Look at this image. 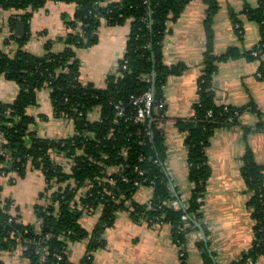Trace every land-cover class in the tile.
Masks as SVG:
<instances>
[{"label":"trees","instance_id":"1","mask_svg":"<svg viewBox=\"0 0 264 264\" xmlns=\"http://www.w3.org/2000/svg\"><path fill=\"white\" fill-rule=\"evenodd\" d=\"M46 1L0 0V8L25 11L21 18L27 22L31 12L43 7ZM191 1L75 0L77 9L66 22L67 32L60 39L65 45L62 52H51L48 43L46 55L30 54L23 49L27 37L16 41L18 50L11 56L0 48V77L13 81L19 88L12 102L0 103V177L14 175L9 179L14 184L32 169L41 174L46 185L39 195L46 204L34 208L40 221L39 230L10 213L13 201L3 198L0 186V264H5L2 252L13 250L17 245H21L22 256L28 264H73L68 256V244L82 240H88V244L78 264H92L93 252L104 246L103 232L114 224L115 213L120 210H126L133 220H143L149 226L169 225L172 241L180 249L190 231L202 232L206 239L199 240L196 246L203 263L213 264L208 233L201 222L202 199L211 175L206 148L213 132L236 126L238 116L246 108L214 104L215 62L237 58L239 53L230 49L224 55H213L211 24L218 0H204L206 51L198 81L200 99L191 117L176 120L179 130L186 132L188 180L192 188L185 205L169 206L170 201H179L180 195L167 174L163 134L157 128L165 121L164 105L158 110L155 107L163 102L167 78L184 70L183 65L164 64L163 43L168 22L176 21ZM241 14L255 22L260 30L259 42L242 56L260 61L259 77L264 78V0H257L255 8L245 4ZM230 18L239 32L237 15L231 12ZM128 20L130 29L125 53L118 63L119 75H109L104 88L82 83L76 51L97 42L96 31L102 21L107 26H122ZM14 39L9 38L4 45ZM44 87L50 90L55 117L73 122V136L41 139L31 129L34 119L28 111L36 105L37 94ZM149 90L154 99L151 120L136 123L132 100ZM118 104L122 108L120 114L116 109ZM95 109H99V119L92 121L89 114ZM58 155L64 159L57 160ZM109 168L117 171L110 174ZM262 170L247 149L242 158L241 176L249 194L247 207L254 223V240L241 260L233 264H256L264 256ZM140 186L153 189L147 204L133 200ZM85 187L78 203L75 196ZM98 207L102 209L101 215L94 229L88 232L79 219L83 213H93ZM182 216L187 217L186 223ZM43 252L45 260H42Z\"/></svg>","mask_w":264,"mask_h":264},{"label":"crops","instance_id":"2","mask_svg":"<svg viewBox=\"0 0 264 264\" xmlns=\"http://www.w3.org/2000/svg\"><path fill=\"white\" fill-rule=\"evenodd\" d=\"M245 4L255 8L257 0H218L211 24L213 55H224L230 49L239 53L237 58L215 62L216 71L212 78L214 104L246 108L238 116L236 126L216 129L206 148L211 175L202 199L201 222L208 233L213 264L239 262L254 240V223L247 207L249 194L241 176L242 158L247 149L252 152L256 164L263 168L264 180V78L259 77L260 61L242 56L259 42L260 30L255 22L241 14ZM76 9L75 0H47L24 22L21 17L25 11L0 8V48L11 56L18 50L16 41L27 37L23 49L30 54L46 55L48 43L51 52H62L65 45L60 39L66 34V22ZM206 10L204 0H192L176 21L168 22L163 43L164 64L168 67L184 66L180 74L167 78L163 87L165 121L157 126L163 134L166 171L172 187L180 195L181 205H185L192 185L188 180L186 132L179 130L176 120L191 117L200 99L198 81L206 51ZM231 12L240 21L239 32L231 21ZM129 29L130 20L122 26H107L104 21L100 23L96 31L97 42L76 51L82 83L104 88L106 78L111 74L117 75ZM11 37L15 39L5 46L4 42ZM18 91L16 83L0 77V103L12 102ZM28 112L34 119L31 129L39 138L59 139L74 135L71 120L55 117L47 87L38 92L36 105ZM89 119L97 121L99 109L91 112ZM63 159L58 157L59 161ZM116 171V168L107 170L110 174ZM10 177L15 176L0 177L3 198L13 201L10 213L20 217L22 223L39 230L40 221L34 214V208L41 200L42 204L46 203L39 196L46 186L44 178L32 169H28L25 177L14 184L9 181ZM81 189V194L86 191V188ZM152 194L151 187L140 186L133 200L147 204ZM101 210L98 207L93 213H83L79 219L82 228L91 232ZM203 235L196 230L190 231L185 236L184 247L180 249L172 241L169 225L157 223L149 226L143 220H133L126 210H120L115 213L114 224L103 232L104 246L93 252L92 264H204L196 246L199 240H203ZM87 244L88 240L68 244L71 263H79ZM22 252L21 245H17L13 250L2 252L1 259L5 264H28ZM256 264H264V256Z\"/></svg>","mask_w":264,"mask_h":264},{"label":"built area","instance_id":"3","mask_svg":"<svg viewBox=\"0 0 264 264\" xmlns=\"http://www.w3.org/2000/svg\"><path fill=\"white\" fill-rule=\"evenodd\" d=\"M66 29H67V26H66ZM118 75L119 74L117 73V76ZM151 80H153V79H151ZM147 82H150V79L147 80ZM132 105H133L134 111H135L134 116H133V120L136 123L144 124L147 121H150L151 120V115H152V112H153V107H154V99H153V93H152V91L149 90V91L143 93L142 95L133 98ZM163 105H164V103L163 102H160L158 105H156L155 110H158V109L163 108ZM116 109H118L119 114L122 113L121 104H118L116 106ZM58 157L62 158L63 156H61V155L56 156V159L57 160H58ZM123 180L126 181L125 178H123ZM135 185H137V184H135ZM81 190H79L78 194L75 196V200L78 203L80 201L81 195H83V193L81 194ZM168 205L171 206V207L178 208L179 206H181V203L179 201L173 200V201H170L168 203ZM181 219H182V221L184 223H186V221H187V217L186 216H182ZM45 254L46 253L43 252V254H42V260H45Z\"/></svg>","mask_w":264,"mask_h":264},{"label":"water","instance_id":"4","mask_svg":"<svg viewBox=\"0 0 264 264\" xmlns=\"http://www.w3.org/2000/svg\"><path fill=\"white\" fill-rule=\"evenodd\" d=\"M154 78V75H152V79ZM154 80V79H153ZM11 164H9V168H10ZM174 189V187H173ZM203 240L205 241V236L203 235Z\"/></svg>","mask_w":264,"mask_h":264},{"label":"rangeland","instance_id":"5","mask_svg":"<svg viewBox=\"0 0 264 264\" xmlns=\"http://www.w3.org/2000/svg\"><path fill=\"white\" fill-rule=\"evenodd\" d=\"M81 190V189H80ZM81 197H82V195H81ZM42 204V200H41V203H39V204H37V205H41ZM46 204V203H45Z\"/></svg>","mask_w":264,"mask_h":264}]
</instances>
